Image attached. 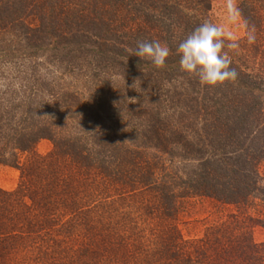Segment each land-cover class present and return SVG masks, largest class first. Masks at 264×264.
Returning a JSON list of instances; mask_svg holds the SVG:
<instances>
[{
  "label": "trees",
  "instance_id": "trees-1",
  "mask_svg": "<svg viewBox=\"0 0 264 264\" xmlns=\"http://www.w3.org/2000/svg\"><path fill=\"white\" fill-rule=\"evenodd\" d=\"M211 9L212 0H0V63L56 65L50 79L0 85V165L19 171L14 190L0 188V264H264L254 239L264 230V0L240 1L245 35L224 49L238 78L216 87L182 71L177 53L214 23ZM137 41L166 44L167 66L135 56ZM41 140L49 153L37 151ZM196 198L233 210L186 237Z\"/></svg>",
  "mask_w": 264,
  "mask_h": 264
},
{
  "label": "rangeland",
  "instance_id": "rangeland-1",
  "mask_svg": "<svg viewBox=\"0 0 264 264\" xmlns=\"http://www.w3.org/2000/svg\"><path fill=\"white\" fill-rule=\"evenodd\" d=\"M241 0H235L234 11L230 12L228 6V0H212V9L209 13L210 19L218 26H221L226 33H231L237 39L242 38L245 35V28L238 12V5ZM19 66V67H17ZM17 66L13 64H3L0 63V85L5 86L10 81L11 83L19 84L22 78L26 76L28 83H34V80H40L42 78L50 79L56 72V65L49 59H45L42 56L37 58H29L25 61H18ZM17 67V68H16ZM19 69L16 74L14 71ZM20 71L23 73L20 74ZM1 74H4L1 77ZM15 74V75H14ZM17 76L18 78H15ZM72 78L68 76H63L62 84L67 86L74 85L78 90H82L86 81L80 77L72 84ZM122 84V81L120 80ZM42 99L44 103L47 102V96L42 94ZM40 154H47L52 150V143L49 140H41L36 147ZM259 173L262 178H264V161L259 166ZM19 181V171L8 165H0V188L12 191L14 190ZM257 206H254L250 212L254 216H259V211L262 210L260 206V201L256 200ZM233 210L230 206L220 207L216 202L205 199L196 198L193 199L189 206L186 208L185 215L182 218L181 229L186 237L193 236L195 234H202L205 228L213 223L218 217L226 215L229 211ZM254 239L257 242L264 241V230L261 227L255 228Z\"/></svg>",
  "mask_w": 264,
  "mask_h": 264
},
{
  "label": "clouds",
  "instance_id": "clouds-1",
  "mask_svg": "<svg viewBox=\"0 0 264 264\" xmlns=\"http://www.w3.org/2000/svg\"><path fill=\"white\" fill-rule=\"evenodd\" d=\"M228 6L230 12L234 11L235 0H228ZM247 39L249 44L255 43L254 26L247 33ZM226 47L229 50L238 49L236 37L226 33L221 26L204 21L177 48L181 70L198 78L202 85L210 87L234 83L238 73L231 67L232 60L228 51L224 50ZM134 55L163 69L167 66L170 48L159 41H137Z\"/></svg>",
  "mask_w": 264,
  "mask_h": 264
}]
</instances>
